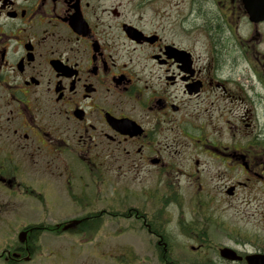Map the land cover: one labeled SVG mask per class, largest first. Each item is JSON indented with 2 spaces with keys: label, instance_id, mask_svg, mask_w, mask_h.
I'll use <instances>...</instances> for the list:
<instances>
[{
  "label": "flooded vegetation",
  "instance_id": "flooded-vegetation-1",
  "mask_svg": "<svg viewBox=\"0 0 264 264\" xmlns=\"http://www.w3.org/2000/svg\"><path fill=\"white\" fill-rule=\"evenodd\" d=\"M62 174L78 228L133 221L132 264H264V0H0V185Z\"/></svg>",
  "mask_w": 264,
  "mask_h": 264
},
{
  "label": "rangeland",
  "instance_id": "rangeland-1",
  "mask_svg": "<svg viewBox=\"0 0 264 264\" xmlns=\"http://www.w3.org/2000/svg\"><path fill=\"white\" fill-rule=\"evenodd\" d=\"M32 177L36 181L35 185L30 186L34 190L32 193L39 194L41 178L38 175ZM87 181L85 173L77 168L74 192L79 195L82 186H85L82 184ZM120 186L123 185H112V187ZM125 186L132 187V185ZM45 187L46 195L50 198L46 202L38 200L37 195H26L25 192L12 197L8 187L0 188V253L13 246L12 241L15 242L17 233L23 225L39 222L57 224L79 218L84 213L82 208L75 205L68 197L63 174L60 180H56L55 185H45ZM106 187L104 190L108 192ZM86 189L88 200L85 202L92 204L93 210L104 207V202H101L105 196L102 185H86ZM53 197L57 198L54 202ZM109 197V207H111V193ZM115 198L113 204L119 203L118 197ZM103 218L98 231L88 236H72L73 233L69 232L58 237L45 234L41 239L39 254L22 264H132L133 258L129 250L144 257V251H141L145 245L143 238L135 235L130 228V221L112 220L111 216H103ZM0 264L7 263L0 259Z\"/></svg>",
  "mask_w": 264,
  "mask_h": 264
},
{
  "label": "trees",
  "instance_id": "trees-1",
  "mask_svg": "<svg viewBox=\"0 0 264 264\" xmlns=\"http://www.w3.org/2000/svg\"><path fill=\"white\" fill-rule=\"evenodd\" d=\"M74 200H80V198L77 199V197H74ZM116 213H110V215L114 216V218H117L118 215H115ZM103 217L101 214L99 213H95L94 216L88 220L87 222H85L84 224H82V226H80L78 228V231L77 233L79 234H92V233H95L96 231H98L99 229V226L101 225V223L103 222ZM43 227V229H42ZM62 227H64V224H60L59 226H54V225H40L39 226V229H37L35 232H33V234L35 236H38V238H40V235L42 234V232H48V231H51V232H54V233H59L61 230H62ZM24 261V259L22 260Z\"/></svg>",
  "mask_w": 264,
  "mask_h": 264
},
{
  "label": "bare ground",
  "instance_id": "bare-ground-1",
  "mask_svg": "<svg viewBox=\"0 0 264 264\" xmlns=\"http://www.w3.org/2000/svg\"><path fill=\"white\" fill-rule=\"evenodd\" d=\"M24 253L19 257V259L18 260H15V261H12V264H22L23 263V259L25 258V257H27L28 255H29V251H23Z\"/></svg>",
  "mask_w": 264,
  "mask_h": 264
},
{
  "label": "water",
  "instance_id": "water-1",
  "mask_svg": "<svg viewBox=\"0 0 264 264\" xmlns=\"http://www.w3.org/2000/svg\"><path fill=\"white\" fill-rule=\"evenodd\" d=\"M21 240L24 241L25 240V234L21 235Z\"/></svg>",
  "mask_w": 264,
  "mask_h": 264
}]
</instances>
